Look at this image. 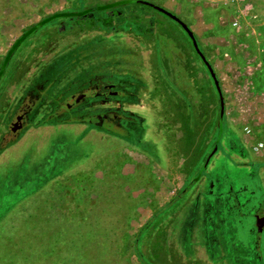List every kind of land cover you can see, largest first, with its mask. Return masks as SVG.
<instances>
[{
    "label": "rangeland",
    "instance_id": "obj_1",
    "mask_svg": "<svg viewBox=\"0 0 264 264\" xmlns=\"http://www.w3.org/2000/svg\"><path fill=\"white\" fill-rule=\"evenodd\" d=\"M61 1L0 0V264H264V225L258 232L255 220L264 214V164L251 148L264 133L254 131L245 141L242 126L230 125L223 116L221 139L205 166L218 134L219 97L191 40L169 17L146 8L157 25L179 38L195 65L191 69L202 99L200 108L190 107L191 119L177 105L170 111L165 98L162 105L157 100L160 108L150 109L147 121L133 122L126 137L114 127L67 121L66 115H37L16 133L3 129L18 109L14 95L26 82L22 77L28 67L38 60L35 74L45 72L47 60L41 57L58 42V28L76 20L57 18L39 27L11 59L6 31L33 21L28 16L42 17L47 9L59 8ZM106 1L111 0H64L60 10L100 8ZM146 1L165 6L167 0ZM173 1L177 16L191 25L197 2ZM259 2L264 6V0ZM199 7L203 20L214 17L215 30L231 29V23H219L226 4ZM197 41L206 54L198 36ZM95 43H79L55 59L56 67L47 71L59 77L56 86L66 85L80 61L94 56L101 61L103 52L91 53L98 50ZM57 48L52 54L64 49ZM101 67L105 72L109 68ZM120 79L136 81L128 73ZM179 88H184L182 77ZM38 104L27 98L21 107L33 110ZM59 180L66 187L62 192L69 194L66 202L58 198ZM98 194L102 197L95 202Z\"/></svg>",
    "mask_w": 264,
    "mask_h": 264
},
{
    "label": "flooded vegetation",
    "instance_id": "obj_2",
    "mask_svg": "<svg viewBox=\"0 0 264 264\" xmlns=\"http://www.w3.org/2000/svg\"><path fill=\"white\" fill-rule=\"evenodd\" d=\"M141 1L151 3L146 0H111L106 1L100 8L90 6L81 11H63L60 10L65 4L64 0H62L59 3H62V5L59 8H54L55 10L53 11H48L50 9H47L46 14L42 17H38L36 14L28 16L27 19L33 21L26 22L22 27L21 24L17 23L16 27L11 28L10 32L16 30L18 32L8 36V46L10 47L7 55L9 53V59L13 57L16 49L31 34L35 33L39 27L41 28L57 18L74 17L73 19L76 20V23L68 28L66 26L58 28L60 31V34L57 35L59 37L57 38L58 42L52 43L53 45L47 50L48 53H45V57H41L47 60L45 72L40 69L35 74L37 69L34 67L38 66L35 65L38 60L34 61L33 66L28 67V73L26 72L25 77H22L24 81L26 79V82H23V85H19L21 88L14 95V99L19 101L18 109L13 112L9 122L3 129L8 127L11 132L16 133L26 125L25 123L28 124L30 118L36 119L37 115L43 118L44 116L66 115L64 119L67 118V121H86L94 127L108 130L114 127L126 137L133 132V128L130 127L131 125L133 126L132 123L142 124L144 120L147 121L151 110L154 111L156 109L158 112L165 98L168 100V109L177 105L180 109H184L185 117L188 116L191 119L188 112L190 107L194 105L197 108L199 105L200 108L201 106L199 101L201 99H198L197 95L198 87L196 81L198 76L197 74L194 76L195 70L191 69V66L194 65L193 61L186 55V52L183 53L184 46L180 43L179 38L170 36L163 25H157L154 22L155 14L149 12L146 8L169 17V19L179 25L180 29L185 30L170 16ZM135 5L140 6V8ZM156 6L164 8L178 17L177 12L179 9L177 11L174 9L176 11L174 12L172 9L174 7L173 4ZM95 11L98 12L94 13ZM181 21L184 22L183 20ZM236 23L237 21H234V24ZM187 26L192 31L191 27ZM52 29L58 33L56 28ZM185 33L187 38L191 40L190 44L194 49L195 55H198L192 39L186 31ZM192 33L197 43L196 36L193 31ZM86 41L89 43L91 41L95 43L96 41L95 44L99 46L98 50L92 49L91 53L94 56V51L103 52L101 61L95 59V56L84 62L80 61V67L73 71L70 79H66V85L61 82L60 86H56L59 77L47 71V68L50 65L51 68L56 67L55 59L60 54L68 53V51H71L69 48ZM55 47H58V50L64 49L54 55L52 53L56 50ZM26 53L29 54L30 51ZM26 53L22 54L23 57L17 60L21 62L23 58H26ZM98 56L100 57V54ZM198 58L200 61L202 60L199 55ZM104 65H107V68L109 67L106 72L104 71L105 68L101 67ZM91 67H97V70H92ZM126 73L136 81L129 79V82L124 81L122 83L120 79L117 82V79ZM79 74H83L82 79L76 78ZM114 74H117V77ZM171 76L173 79H171ZM181 77L184 82V88H179L178 90ZM52 85L54 86V88L50 89L52 91H46ZM44 86H46V89ZM73 86H77V88L71 90ZM179 93L182 94L179 95ZM43 97L46 98L45 102L41 99ZM27 98L31 102L35 100V103L40 102V104L36 105L33 110H30L29 107L22 108L21 105ZM157 100H161L160 105ZM60 104L64 106L63 112H58ZM138 108L141 110H138ZM72 113L81 120L76 117V119L73 118ZM17 117L20 119L17 120ZM218 119L219 115L215 124L217 131ZM14 122L20 125L15 131L11 129ZM217 138L218 134L215 141ZM2 142L4 141L2 140ZM207 156L205 159L203 158L204 163Z\"/></svg>",
    "mask_w": 264,
    "mask_h": 264
},
{
    "label": "crops",
    "instance_id": "obj_3",
    "mask_svg": "<svg viewBox=\"0 0 264 264\" xmlns=\"http://www.w3.org/2000/svg\"><path fill=\"white\" fill-rule=\"evenodd\" d=\"M231 1L187 0L189 3L197 2L198 5L194 8V21L189 26L196 39L198 36L205 45L206 54L200 50L209 59L219 81L224 98V117L230 125H241L246 136L244 140L248 141L252 132L264 133V6L259 5V0H245L240 6ZM240 1L237 0V3ZM165 2L166 5L175 3L173 0ZM219 3L226 4L220 14L224 19L221 17L219 23H231L232 26L226 31L215 30L211 23L213 16L203 20L200 14L199 5L215 8ZM230 4L234 6H227ZM223 9H229L231 14ZM233 12L237 16L234 17ZM234 21L237 23L234 24ZM17 32L6 31V36ZM197 95L198 99H202L199 90ZM208 105L213 109V102ZM258 143H262V147L259 148ZM251 148L257 158L262 157L259 160L264 164V136L253 143Z\"/></svg>",
    "mask_w": 264,
    "mask_h": 264
},
{
    "label": "water",
    "instance_id": "obj_4",
    "mask_svg": "<svg viewBox=\"0 0 264 264\" xmlns=\"http://www.w3.org/2000/svg\"><path fill=\"white\" fill-rule=\"evenodd\" d=\"M142 3H145L149 6L154 7L155 9L161 11L162 13H165L166 15L170 16L171 18H173L174 20H176L182 27L183 29L187 32V34L189 35V37L192 39V43L193 46L196 50V52L198 53V55L200 56V58L202 59V61L204 62L213 82L214 85L216 87V91L218 93V97H219V119H218V138L215 141V145H214V149L213 151H211V153L207 156L206 160H205V166L208 163V160L210 158V156L217 150V146H218V141L220 140L221 136H222V121H223V115H224V100H223V95L221 92V88L219 85V81L214 73V70L211 66V64L207 61V59L205 58L204 54L200 51V49L198 48V45L196 43V40L194 38V35L192 33V31L190 30V28L184 23L182 22L178 17L174 16L173 14H171L170 12L166 11L164 8L158 7L154 4L148 3V2H144L141 1ZM81 96V95H80ZM79 97V96H78ZM20 119L19 117H17V120ZM20 125H17V122H14L13 127L11 128L13 131H15L17 128H19ZM204 166V167H205ZM256 220V226H257V230L258 232H261L263 229V225H264V214H258L255 217Z\"/></svg>",
    "mask_w": 264,
    "mask_h": 264
},
{
    "label": "trees",
    "instance_id": "obj_5",
    "mask_svg": "<svg viewBox=\"0 0 264 264\" xmlns=\"http://www.w3.org/2000/svg\"><path fill=\"white\" fill-rule=\"evenodd\" d=\"M221 139V138H220ZM219 143V142H218ZM94 180V179H93ZM57 186H58V188H60L59 190H58V192L59 191H61V192H59V196H58V198H60V199H62V202H66V196H68L69 194L66 192V191H64V192H62L66 187L63 185V181L62 180H59L58 181V183L56 184ZM53 188V187H52ZM58 194V193H57ZM97 198H96V200H95V202L96 201H98L102 196L100 195L99 196V194H98V196H96ZM64 199V200H63ZM147 226H143V228L142 229H144V228H146Z\"/></svg>",
    "mask_w": 264,
    "mask_h": 264
},
{
    "label": "built area",
    "instance_id": "obj_6",
    "mask_svg": "<svg viewBox=\"0 0 264 264\" xmlns=\"http://www.w3.org/2000/svg\"><path fill=\"white\" fill-rule=\"evenodd\" d=\"M246 131L248 132L249 130L246 129ZM258 147H259V148L262 147V143H258Z\"/></svg>",
    "mask_w": 264,
    "mask_h": 264
}]
</instances>
